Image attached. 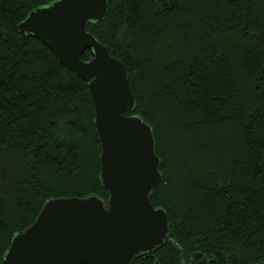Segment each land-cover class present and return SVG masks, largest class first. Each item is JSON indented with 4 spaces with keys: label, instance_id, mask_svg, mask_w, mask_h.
Returning <instances> with one entry per match:
<instances>
[{
    "label": "trees",
    "instance_id": "16d2710c",
    "mask_svg": "<svg viewBox=\"0 0 264 264\" xmlns=\"http://www.w3.org/2000/svg\"><path fill=\"white\" fill-rule=\"evenodd\" d=\"M0 0V264L50 199L109 193L87 82ZM85 30L120 60L147 123L169 237L130 264H264V0H107ZM93 57L92 50L81 59Z\"/></svg>",
    "mask_w": 264,
    "mask_h": 264
},
{
    "label": "water",
    "instance_id": "95a60500",
    "mask_svg": "<svg viewBox=\"0 0 264 264\" xmlns=\"http://www.w3.org/2000/svg\"><path fill=\"white\" fill-rule=\"evenodd\" d=\"M107 6V0H55L17 26L87 82L101 144L99 176L109 198L106 204L96 195L48 200L12 238L2 264H130L169 237L167 213L149 201L161 179L152 129L139 116L125 115L134 107L125 67L85 30ZM86 50L93 52L89 60L81 59Z\"/></svg>",
    "mask_w": 264,
    "mask_h": 264
}]
</instances>
